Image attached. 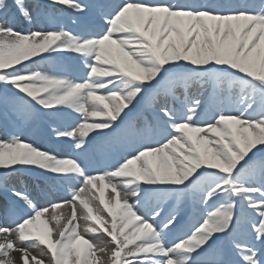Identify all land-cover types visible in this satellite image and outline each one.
<instances>
[{
	"label": "snow or ice",
	"instance_id": "snow-or-ice-1",
	"mask_svg": "<svg viewBox=\"0 0 264 264\" xmlns=\"http://www.w3.org/2000/svg\"><path fill=\"white\" fill-rule=\"evenodd\" d=\"M0 110V264H264V0H0Z\"/></svg>",
	"mask_w": 264,
	"mask_h": 264
},
{
	"label": "rangeland",
	"instance_id": "rangeland-1",
	"mask_svg": "<svg viewBox=\"0 0 264 264\" xmlns=\"http://www.w3.org/2000/svg\"><path fill=\"white\" fill-rule=\"evenodd\" d=\"M33 2H36V0H30V3H33ZM38 2L43 4V3H45V0H38ZM64 22L65 23L68 22L67 18L64 19ZM14 27H16L18 30L27 31L29 26L26 24V22H24L23 20H20L14 25ZM33 27L34 28H42V27H48V25L45 24V23H40V24L34 25ZM76 75H78V76L79 75H83V73L82 72H78V73H76ZM192 95L193 96H197V95H200V93H199L198 90L193 89L192 90ZM203 98L207 99V96H204ZM3 123H4V116H3L2 110H0V140L7 139V134L4 131V129H3ZM35 130L36 129L33 127L29 132L25 133V138L31 141L34 138L33 137V133L35 132ZM71 152H72V149L68 148L67 146L64 147V154H71ZM102 167H104V166L103 165H92L90 167V171L95 173V172L99 171ZM61 198H64V197H61ZM56 199H58V198H53V200H56ZM40 203L45 204L46 202L45 201H40ZM93 204H98V203L95 201ZM65 208L59 209L57 211L59 213H63V209H65ZM79 211L80 210L78 209V215H79ZM63 222H64V220H62L61 223H63ZM79 223H80V231L83 233L85 222L82 220ZM53 226H55V225H53ZM90 238H92L96 242H97V240H99L102 243H107V238L104 237L102 233L97 235V236L90 237ZM31 254L37 256L38 258H40L42 256L40 251H38L36 249H32L31 250ZM17 255H18V253H13V256H15L16 258H17ZM29 259H30V264H31V257ZM17 264H21L20 258H19V261L17 262Z\"/></svg>",
	"mask_w": 264,
	"mask_h": 264
},
{
	"label": "bare ground",
	"instance_id": "bare-ground-1",
	"mask_svg": "<svg viewBox=\"0 0 264 264\" xmlns=\"http://www.w3.org/2000/svg\"><path fill=\"white\" fill-rule=\"evenodd\" d=\"M107 195L110 196L111 193L109 192ZM95 201L98 203V200H94L93 203H94ZM68 212H70V209H69V208L66 207L65 209H63V213H68ZM81 221H82V220H80L79 222H81ZM61 222H62V221H61ZM98 238H99V237H98ZM98 238H97V239H98ZM97 239H96V240H97ZM97 242H98V243H102V242L99 241V240H97ZM102 244H103V243H102ZM20 255H21V254L18 253L17 258H16L17 262L19 261ZM39 259H44L45 262H46V256H41Z\"/></svg>",
	"mask_w": 264,
	"mask_h": 264
}]
</instances>
